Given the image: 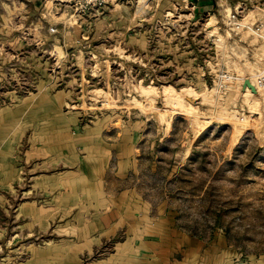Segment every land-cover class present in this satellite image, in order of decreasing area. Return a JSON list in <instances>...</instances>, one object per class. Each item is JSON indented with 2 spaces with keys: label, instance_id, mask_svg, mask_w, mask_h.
I'll list each match as a JSON object with an SVG mask.
<instances>
[{
  "label": "rangeland",
  "instance_id": "374dc122",
  "mask_svg": "<svg viewBox=\"0 0 264 264\" xmlns=\"http://www.w3.org/2000/svg\"><path fill=\"white\" fill-rule=\"evenodd\" d=\"M192 5L0 0V264H264V0Z\"/></svg>",
  "mask_w": 264,
  "mask_h": 264
},
{
  "label": "crops",
  "instance_id": "0c3cea01",
  "mask_svg": "<svg viewBox=\"0 0 264 264\" xmlns=\"http://www.w3.org/2000/svg\"><path fill=\"white\" fill-rule=\"evenodd\" d=\"M26 1L29 3L31 8L37 9L40 7L41 1H43V0H26ZM168 1H170V0H168ZM171 1H175V0H171ZM179 1H181L182 3H186V5H190V3L193 4L192 6L194 9H196L197 14H200L204 11L206 13H208L209 11L213 10L214 3H215V5H217V0H179ZM194 2H195V4H194ZM229 8H231V7H228L227 9H229ZM77 16H80V15H77ZM1 161L2 162L0 163V166H1L0 172H14V166L12 165V163L9 160L7 162H4L3 160H1ZM121 162L123 164H126V159H123ZM72 172H76V171H72ZM41 176H43V175H41ZM5 201L6 200H4V202ZM0 209H4V203H0ZM184 241H186L187 249L185 250V252L188 255V258H191L190 257L191 253H195V254L200 253V251H201L200 248H201L202 244L199 241L191 239L189 237L185 238ZM183 254L185 257L186 256L185 253H183ZM206 257L204 258V262L206 261ZM187 264H189V263H187Z\"/></svg>",
  "mask_w": 264,
  "mask_h": 264
},
{
  "label": "built area",
  "instance_id": "2783aa9c",
  "mask_svg": "<svg viewBox=\"0 0 264 264\" xmlns=\"http://www.w3.org/2000/svg\"><path fill=\"white\" fill-rule=\"evenodd\" d=\"M62 2L63 0H55ZM66 2L71 3V6L74 8V12L78 15H83L86 12L97 9L104 6L107 0H65ZM254 33H260L259 30L255 31ZM260 35V36H259ZM258 37L264 40V30L263 33L258 34Z\"/></svg>",
  "mask_w": 264,
  "mask_h": 264
}]
</instances>
